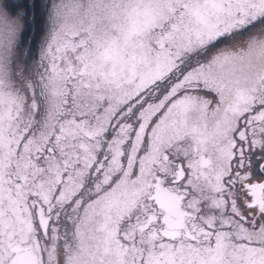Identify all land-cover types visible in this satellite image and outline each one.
<instances>
[{
    "label": "snow or ice",
    "instance_id": "obj_1",
    "mask_svg": "<svg viewBox=\"0 0 264 264\" xmlns=\"http://www.w3.org/2000/svg\"><path fill=\"white\" fill-rule=\"evenodd\" d=\"M0 264H264V0H0Z\"/></svg>",
    "mask_w": 264,
    "mask_h": 264
}]
</instances>
